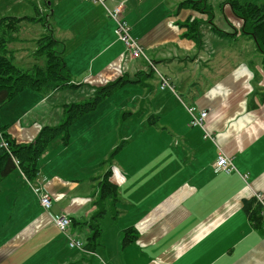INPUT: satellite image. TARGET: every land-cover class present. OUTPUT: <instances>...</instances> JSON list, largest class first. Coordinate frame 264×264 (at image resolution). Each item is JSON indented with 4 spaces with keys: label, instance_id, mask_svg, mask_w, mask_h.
<instances>
[{
    "label": "crops",
    "instance_id": "obj_1",
    "mask_svg": "<svg viewBox=\"0 0 264 264\" xmlns=\"http://www.w3.org/2000/svg\"><path fill=\"white\" fill-rule=\"evenodd\" d=\"M121 1L119 15L123 16L118 17L129 24L130 37L142 48L140 55L135 56L116 36L112 20L101 35L95 24H88L91 14L101 9L97 3L80 6L74 28L75 36L85 29L82 47L102 83L125 75L132 78L130 82L149 86L146 96L134 99L135 103L124 98L115 104L116 111H125V121H135L136 130L122 135L125 122L116 120L109 127L106 144L99 149L96 140L90 141L92 125L84 127L93 109L79 119V133L78 125L72 133L70 128V140L63 150L77 143L90 146L89 153L81 152L83 165L76 162L63 169V161L52 167L53 161L48 160L38 164L37 174L47 176L45 187L52 197V211L68 215L71 232L85 243L93 231L89 221L102 199L99 181L108 170L112 171L109 180L116 185L118 216L113 217L110 199L105 197L101 202L109 204L111 218L107 208L99 218V241L90 248L71 247L62 231L45 229L50 217L39 196L25 188L27 178L17 167L3 178L7 187L17 188L13 195L18 222L0 238V264H264V225L257 228L243 207L244 199L264 194V102L260 96L264 93V68L254 39L243 36L242 19L234 33L222 20L217 24L224 31L213 29L201 19L210 18L209 12L178 9L181 0H162L151 8L144 7V1ZM193 16L202 21V46L183 36L187 30L183 23L195 19ZM232 48L237 49L233 63L219 68L212 59ZM248 50H256L260 58L249 56ZM162 77L169 83L164 88ZM130 82L119 89L125 90ZM26 90L27 94H40ZM105 99L98 106L109 98ZM41 104L33 105L30 99L12 113L6 109L0 128L14 137V120L21 114L29 116ZM188 106L208 110L203 127L189 124ZM140 107L145 111L141 115L136 112L141 113ZM150 113L155 117L147 121ZM117 131L128 142L108 162L117 144ZM133 139L140 140L143 151L137 165L127 162L128 153L125 155ZM149 143L157 146L152 150ZM221 152L232 159L234 169L229 173H216L211 165ZM6 215L2 220L6 224L1 222L0 227L8 224ZM131 226L135 237L125 244V229ZM41 234H46V242L31 244ZM40 247H47L51 254L39 259Z\"/></svg>",
    "mask_w": 264,
    "mask_h": 264
},
{
    "label": "rangeland",
    "instance_id": "obj_2",
    "mask_svg": "<svg viewBox=\"0 0 264 264\" xmlns=\"http://www.w3.org/2000/svg\"><path fill=\"white\" fill-rule=\"evenodd\" d=\"M141 1H144V3H146L144 7L151 8L162 0H138L137 2ZM167 1L178 3L177 0ZM209 1L213 4V6H210V9L207 11L210 14L211 20L208 16L202 17L201 19L203 20V23L212 24L224 31V29L217 24V22L222 20L230 27V32L234 33L236 32V30H239V23L241 20L234 15L232 8L228 2L229 0H208V5L210 4ZM89 3H97L101 7L98 13L93 12L91 14V19L88 20L89 25L93 26L95 24V29L99 28L100 35L104 32V29L108 27V20H112L115 26L116 21L114 17L109 14V11H113L120 4H122L121 0H105V5L104 2H87L85 0H0V18L5 15H14L19 17L27 16V18H25V20L21 23V28L18 32L17 40H15V43L12 44V47L16 49L15 62L18 64V66L26 69L29 66L34 65L35 63L37 65H42L44 62V55L39 51L37 42L39 38L45 35H53L54 38L60 41L56 49L59 52L63 51L67 64L71 70V78L73 82L75 84H80L79 86H68L64 89L54 91L50 93V95L48 94L49 96L37 93L27 94L25 93V91H22L19 95L9 100L0 110V118L5 117L6 109H9L12 113L16 108L22 107L24 103H26L30 99L32 100L33 105H37L38 103L41 104V102L45 99L44 103L41 104L39 108L36 107V109L32 111L29 116H24L21 114L12 123L11 133L13 134L17 142L26 145L36 144L40 142L41 138L47 135V131L44 129L46 126H57L64 120L65 104L82 102L84 100H87L88 98H92L100 86L112 81H116L119 79V77L122 76L121 75L106 83H102V80L98 79L100 77V73H93L92 64L89 62V55L84 51V47H82V39L84 37L83 33L85 32V29L80 30V36H75L74 26H76L77 24V17L80 6L83 7L84 4L89 5ZM186 7L193 9L198 13H203V10L200 8H193L192 6ZM201 7L204 8V6ZM71 8H75V11L70 10ZM102 11L106 13L104 16L99 14L102 13ZM122 16L123 14L119 15V17ZM28 17L35 18L30 19ZM195 17L196 16H193V18ZM199 21V23L202 22L201 20ZM177 24L179 23L177 22ZM89 41H92L93 44L98 42V40L95 39H89ZM242 44L243 42H240V45ZM248 52L249 56H253L257 60L260 58V54L256 50H248ZM236 53L237 49L232 48L226 50L212 60L218 65L219 68L226 69L233 63L234 59L236 58ZM185 62L187 61H184L183 63ZM174 63L178 62L176 61ZM152 77L149 76L150 79H152ZM131 79L132 78L127 76L126 81H124L123 84L125 85L126 83L130 82ZM153 81H155V79ZM153 81H150V83H152ZM154 85L157 88V82L154 83ZM124 87L125 90H122L123 88H118L119 90L117 89V92L108 97V100H104H107L105 103H103V101V104L101 103L102 105H99L97 109L91 111L89 113V120L85 122V128L92 125L89 128L90 130L88 132L90 135H92L90 141L91 143H93L96 140V147L99 149L106 144V141L104 140L109 135V127L113 124H116V120H119V124L122 123L123 113L125 111H122L123 109L116 111L115 104L119 102V100L124 98L126 102L133 104L135 103L133 102L134 99H136L137 101L140 98H144L146 96V90L149 89V86H144L141 85V83L135 82H130ZM139 109L141 110V107ZM144 110L148 111L149 107L146 105L144 107ZM144 110H141V113L139 111L136 112L141 115L145 112ZM21 111L23 112L24 109ZM14 114L15 113H13V115ZM150 116L151 113L148 115L147 121L150 120ZM80 120H77L73 124V126H71V133L74 132L75 124L79 127L77 130V132L79 133ZM97 120L99 121L97 122ZM125 120L126 119H123L125 125L122 128V135H124L127 130H130V132H135V121L133 122V124H129L128 121ZM127 125L133 126L127 127ZM2 129L0 128V130ZM116 136L117 144L110 152L111 155L114 153L113 156L119 153L127 145L128 142V140L124 141L125 139L120 136L119 131H117ZM62 137V135L50 137L46 142H44L43 145L40 146V152L37 156L38 164H43L48 160H52V167H56L60 160L63 161V169H65L69 165L75 166L76 162L83 165L84 158L82 157L81 152L83 150H87L86 153H89L91 147L89 146L88 148H86V145L77 143L68 151H63L65 148V144ZM132 141V144L126 150L125 155L128 153V155L126 156L127 162H129L131 165H137L139 164V162H142L141 156H143V151L141 149L139 139H133ZM120 144H122V146L117 149ZM149 144L152 150L157 146L153 143ZM58 153H60L63 158H61ZM72 174L75 175L77 173L73 172ZM25 186V188L32 189L29 183H25ZM0 187L2 189V191L0 192V224L4 219L6 213V216H8V224L4 227H0V238H3L4 236L8 235V231L11 227L17 226L16 224L18 222V219H15L17 213L15 204L17 203L14 201L13 195V190H16L17 188L7 187V180L4 179L0 183ZM20 200L21 199H19V203ZM109 207L110 206L108 204V216L111 218ZM5 224L6 220L3 221L1 225ZM45 236L46 234H41L31 244L46 242ZM46 248L47 247L38 248L40 251L38 256L39 259L46 258L51 254L50 250H47ZM55 261H58V258H56Z\"/></svg>",
    "mask_w": 264,
    "mask_h": 264
},
{
    "label": "trees",
    "instance_id": "obj_3",
    "mask_svg": "<svg viewBox=\"0 0 264 264\" xmlns=\"http://www.w3.org/2000/svg\"><path fill=\"white\" fill-rule=\"evenodd\" d=\"M228 2L234 14L243 21V36L254 39L257 49L262 55L261 62L262 67L264 68V0L259 3H242L239 0H229ZM186 6L200 8L203 12H207L210 9V5H208L205 0H182L178 5V9ZM201 6H204V8ZM25 18H27V16L19 17L14 15H5L0 18V109L3 108L9 100L26 89H32L42 95H48L68 86L80 85L73 82L71 78V70L63 52H59L56 49L59 40L54 38L53 35H45L39 38L37 42L39 51L44 55V62L42 65H37L35 63L26 69L18 66L15 62L16 49L12 47V44L17 40L21 23ZM28 18L34 19L35 17ZM199 22V19L195 18L183 23V26L187 27L183 36L193 38L198 45L202 46L203 40L199 30ZM212 27L213 29L221 30L214 25ZM123 76L125 75H122L116 81L100 86L92 98H88L82 102L65 104V117L62 123L57 126H46L44 129L47 131V135L41 138L40 142L36 144H21L17 142L14 137L10 136L9 133L5 132L10 142L12 154L6 149L0 148V183L3 178L8 176L17 167L21 168L28 178L35 179L38 174L37 156L40 152V146L50 137L56 135H62L64 144H68L71 135V126L86 113L95 109L103 99L111 96L118 88L123 86L124 81H126V76ZM260 96L264 102V93ZM154 117L155 115H151V119H154ZM121 146L122 144H120L117 149ZM113 154H110L107 159L108 162L114 157ZM15 159L19 161V165L16 163ZM111 175L112 171L108 170L99 181L100 198L104 199L105 197H109L113 217L117 218L119 211L117 210L115 203L116 185L109 180ZM101 200L97 201L99 209L89 221V225L93 231L88 238L89 241L86 246L88 248H90L91 243L99 241L102 233V229L99 225V218L106 213L107 206L101 202ZM243 207L252 223L257 228L262 229L264 218L261 214V209L263 206L258 199L255 196L244 199ZM133 232H135L133 226L125 229V236L123 238L125 244L128 241L133 240V237H135Z\"/></svg>",
    "mask_w": 264,
    "mask_h": 264
},
{
    "label": "built area",
    "instance_id": "obj_4",
    "mask_svg": "<svg viewBox=\"0 0 264 264\" xmlns=\"http://www.w3.org/2000/svg\"><path fill=\"white\" fill-rule=\"evenodd\" d=\"M87 2H104L105 0H85ZM122 12V4H120L113 11H109L110 15H112L116 21V29L115 33L119 39H122L133 51L135 56L141 54L142 48L141 46L132 40L129 35V25L126 20L120 19L118 17L119 13ZM166 85H169L168 80L165 77H162L161 88H164ZM189 115L191 117L190 125L203 127L205 123V119L208 116V110H196L193 106L187 107ZM0 148L6 149L8 152H11L10 142L8 138L5 136L4 132L0 130ZM16 163L19 165V161L15 159ZM211 165L214 167L216 173H229L234 169L232 159L224 152H221L218 157L213 160ZM46 176L41 175L38 176L37 179L33 182L28 180V183L32 190L39 196L40 203L48 213L50 220L45 225V229H52L57 227L64 233L69 241V245L71 247H77L80 249H85L86 243L78 238L73 232H71V223L72 220L68 215L65 214H55L52 211V197L48 190L45 187ZM256 198L262 204L261 214L264 217V194H257Z\"/></svg>",
    "mask_w": 264,
    "mask_h": 264
},
{
    "label": "bare ground",
    "instance_id": "obj_5",
    "mask_svg": "<svg viewBox=\"0 0 264 264\" xmlns=\"http://www.w3.org/2000/svg\"><path fill=\"white\" fill-rule=\"evenodd\" d=\"M115 30V29H114ZM40 199V198H39Z\"/></svg>",
    "mask_w": 264,
    "mask_h": 264
}]
</instances>
